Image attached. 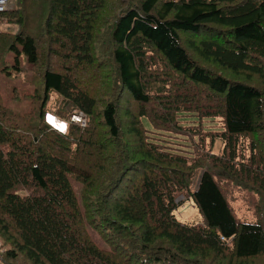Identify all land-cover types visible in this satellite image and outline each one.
Instances as JSON below:
<instances>
[{
	"label": "trees",
	"instance_id": "obj_1",
	"mask_svg": "<svg viewBox=\"0 0 264 264\" xmlns=\"http://www.w3.org/2000/svg\"><path fill=\"white\" fill-rule=\"evenodd\" d=\"M2 24L0 76L43 89L26 113L0 91V264H264V0H14Z\"/></svg>",
	"mask_w": 264,
	"mask_h": 264
},
{
	"label": "rangeland",
	"instance_id": "obj_2",
	"mask_svg": "<svg viewBox=\"0 0 264 264\" xmlns=\"http://www.w3.org/2000/svg\"><path fill=\"white\" fill-rule=\"evenodd\" d=\"M1 31L14 32L16 26L10 24L0 25ZM23 69L21 73L17 76L4 73L0 76V91L4 103L9 106L13 111L17 113H26L30 110L29 98L31 93L35 92L34 89H43L42 84L39 81H35L32 84L28 83V77L30 76L31 70L27 61L21 62ZM14 72H17L16 69H11ZM58 98L56 92H52L50 96L49 103L52 105L53 102ZM49 115L47 116V118ZM215 125V124H214ZM145 126L148 130L153 131L151 126L145 122ZM161 139L167 140V144L177 146L176 144L179 141L175 139L171 133H161L157 135ZM176 143V144H175ZM179 144V143H178ZM220 146V142L216 141L213 150L217 152ZM179 197L178 199H181ZM176 218L184 223H193V224H204L206 223L205 218L198 211L193 200L191 198L184 200L174 211Z\"/></svg>",
	"mask_w": 264,
	"mask_h": 264
},
{
	"label": "built area",
	"instance_id": "obj_3",
	"mask_svg": "<svg viewBox=\"0 0 264 264\" xmlns=\"http://www.w3.org/2000/svg\"><path fill=\"white\" fill-rule=\"evenodd\" d=\"M14 0H0V12L7 11L12 8ZM1 32V29H0ZM72 120L80 121L83 123L81 115L73 116Z\"/></svg>",
	"mask_w": 264,
	"mask_h": 264
},
{
	"label": "bare ground",
	"instance_id": "obj_4",
	"mask_svg": "<svg viewBox=\"0 0 264 264\" xmlns=\"http://www.w3.org/2000/svg\"><path fill=\"white\" fill-rule=\"evenodd\" d=\"M47 119L53 124H55L56 126H58L61 130H63L64 126L66 125V122L59 120L57 117H53L51 113H49V117Z\"/></svg>",
	"mask_w": 264,
	"mask_h": 264
}]
</instances>
